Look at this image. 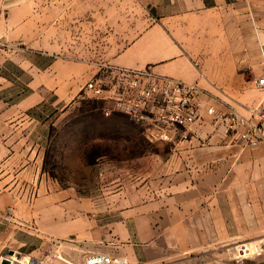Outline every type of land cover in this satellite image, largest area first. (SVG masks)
Instances as JSON below:
<instances>
[{
    "label": "crops",
    "instance_id": "0c3cea01",
    "mask_svg": "<svg viewBox=\"0 0 264 264\" xmlns=\"http://www.w3.org/2000/svg\"><path fill=\"white\" fill-rule=\"evenodd\" d=\"M117 7L115 18L103 15L108 21L103 24L114 33L106 62L91 64L93 76L108 67L148 70L199 89V123L166 128L169 146L155 152L150 173L155 199L167 203L166 228L180 236L172 233V246L158 245L160 225L152 218L159 215L150 214L151 237L141 246L132 229L138 210L123 211L114 221L108 212L100 221L92 212L78 210L82 199L74 189L36 198L7 189L0 201L12 208L13 228L35 233L38 245L31 255L49 257L51 264H84L93 253L123 264H168L174 255L189 258L207 245L219 252L239 244L264 246V142L251 147L228 130L230 117L256 124L264 112V90L257 87L264 0H118ZM9 131L0 137L13 138L15 132ZM0 152L5 169L16 163L29 172L44 163L39 148L27 163L21 158L23 147L5 142ZM0 186L14 184L0 176Z\"/></svg>",
    "mask_w": 264,
    "mask_h": 264
},
{
    "label": "rangeland",
    "instance_id": "374dc122",
    "mask_svg": "<svg viewBox=\"0 0 264 264\" xmlns=\"http://www.w3.org/2000/svg\"><path fill=\"white\" fill-rule=\"evenodd\" d=\"M117 4L118 0H0V134L15 132L11 139L0 137V145L23 147V163L32 161L38 148L40 158L44 154L40 170L36 165L29 172L16 163L5 169L0 161V176L14 184L0 186V197L7 189L30 198L74 189L82 199L78 210L92 212L100 221L108 212L114 221L123 211L138 210L132 229L141 246L151 237L150 214L158 213L152 218L160 225L156 243L172 246V233L180 231L166 228L167 203L155 199L150 173L155 152L169 146L164 131L174 126L132 119L87 89L96 80L105 89L110 82L116 84L115 68L94 77L91 64L107 60L114 30L103 24L108 22L103 15L115 18ZM3 157L0 152V160ZM5 202L0 201V257L9 251L31 255L38 236L13 228L12 208ZM249 246L257 249L247 254L240 250ZM233 247L219 252L207 245L189 258L174 255L168 264H263V244Z\"/></svg>",
    "mask_w": 264,
    "mask_h": 264
},
{
    "label": "built area",
    "instance_id": "2783aa9c",
    "mask_svg": "<svg viewBox=\"0 0 264 264\" xmlns=\"http://www.w3.org/2000/svg\"><path fill=\"white\" fill-rule=\"evenodd\" d=\"M262 75L257 87L264 90V43L260 47ZM116 84L110 82L105 89L99 80L90 82L87 89L105 101H112L119 110L140 122L165 123L174 127L188 128L198 124L201 119L198 105L199 89L196 85L155 75L145 71L115 68ZM106 113L111 111L106 109ZM228 130L235 132L240 141L258 147L264 142V112L256 124L245 118L234 116L230 119ZM51 259L38 258L10 251L0 257V264H51ZM84 264H123L112 257L93 253L85 258Z\"/></svg>",
    "mask_w": 264,
    "mask_h": 264
}]
</instances>
